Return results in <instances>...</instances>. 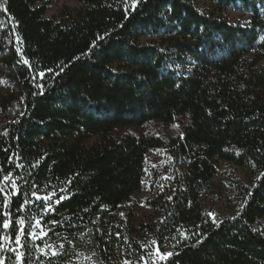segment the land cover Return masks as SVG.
Wrapping results in <instances>:
<instances>
[{
    "label": "trees",
    "instance_id": "1",
    "mask_svg": "<svg viewBox=\"0 0 264 264\" xmlns=\"http://www.w3.org/2000/svg\"><path fill=\"white\" fill-rule=\"evenodd\" d=\"M75 1L82 10L58 20L45 18L48 0L1 8L18 46L0 44V80L21 104L0 105V182L15 185L0 193V260L16 264L4 245L18 234L21 264L141 255L118 212L144 189L154 215L137 233L172 253L153 264H264V0ZM149 151L165 163L146 166ZM218 162L254 172L248 184L231 177L224 217ZM37 221L59 248L50 260L30 238Z\"/></svg>",
    "mask_w": 264,
    "mask_h": 264
},
{
    "label": "rangeland",
    "instance_id": "2",
    "mask_svg": "<svg viewBox=\"0 0 264 264\" xmlns=\"http://www.w3.org/2000/svg\"><path fill=\"white\" fill-rule=\"evenodd\" d=\"M49 6L47 13L45 15L46 19L49 20H58L61 15H70L74 17L80 10H82L83 6L81 3L75 1V0H48ZM198 8L205 9L202 4H197ZM2 9L0 8V44L8 45L12 43L14 46H18V40L13 34V26L10 22L7 20H4L2 18ZM226 16L229 20V22L233 25H239L241 27H247L249 16L237 12L234 10H229L226 13ZM6 33L9 35L7 36ZM151 40L149 38L140 37L139 43L145 44L150 42ZM5 104L8 109L12 107V109L16 108L18 109V106L21 104L20 96L18 95L17 91L4 80H0V105ZM11 106V107H10ZM5 119L4 115L0 111V121H3ZM160 162L161 164L165 163L163 162V158L161 155L154 153L152 151H149L146 155V166L154 165V163ZM164 170V178H169L168 176V169L166 165H163ZM236 176L237 179H239L242 183L248 184L252 178L254 177V172L251 169L247 168H236L233 166H229L223 162H218L216 166V176L214 178V187H213V193L218 197L217 203L214 205L215 213L214 215L218 217H224L229 216L233 212V207L231 204L232 196L235 194L234 190L232 189V182L231 177ZM147 178H145V181ZM148 181V180H147ZM12 182L8 179L2 180L0 182V188L5 189V193H8ZM5 193H1L2 195H5ZM37 197V196H36ZM40 197H49V196H40ZM148 198V194L146 190H142L141 192L135 194L123 207L121 211L118 212V218L124 219L123 212L128 214V219L130 220V227L133 231V234H131L132 238L135 239L137 244L140 247V250L142 251L141 255H130L127 256L126 253H121L120 251L117 252L114 260L111 262V264H153L160 260L159 256L156 254V250L158 245L155 243L154 240L151 238H144L142 237L141 233L137 230L139 228V225L143 221H149L151 217L154 215L153 212L144 205V200ZM207 197L202 198V204L204 209H206V200ZM48 203V201L44 200ZM53 200L51 199V203ZM37 222H34L32 225L31 233H36L37 235L34 237L30 233V238L33 241H39L41 244H44V246L39 250V254L43 256L42 258L44 260H50L53 256L59 254V248L47 241L45 238L46 235H43V233H47V230L43 227H37ZM16 237L20 238V243L18 244L16 242ZM14 239L6 240L4 249L7 251V254L9 257L15 259L16 264H21V260L17 259V252L22 253L21 251V243H22V236L21 234H18ZM43 250V251H41ZM159 251L161 254L163 253H169V251H162L161 248H159ZM71 262L74 264H98L97 258L94 257V253L92 250H87L80 255H75L71 257ZM4 264V261H3Z\"/></svg>",
    "mask_w": 264,
    "mask_h": 264
},
{
    "label": "snow or ice",
    "instance_id": "3",
    "mask_svg": "<svg viewBox=\"0 0 264 264\" xmlns=\"http://www.w3.org/2000/svg\"><path fill=\"white\" fill-rule=\"evenodd\" d=\"M4 3H6V0H3V2H0V8H2V7L4 6ZM135 4H136V0H133V4H132V6L135 7ZM24 63L27 64L28 61H27V60H24ZM40 75L43 76V73H40ZM8 179H9V177L6 175V176L4 177V180L7 181ZM13 189L15 190V185H14V184H13ZM0 193H5V189H4V188H0ZM11 194H13V193H5L6 196L11 195ZM33 195H35V193H33ZM53 195H54V194H53ZM36 198H37V200H42V199H43V200L48 201V203L45 205V209H46V211H54V210H55V209L53 208L52 203H51V197H50V196H49V197H40V196H37ZM63 199H65V197H60L59 199L56 200V203H57V204L60 203ZM6 203H7V200H5V204H6ZM4 215L7 216V213H4ZM19 223H20V224H23L24 221L21 220ZM2 226H3L4 228H6V229L9 228V226H10V221H8L7 219H5V220L3 221V225H2ZM36 226H37V227H40V222H39V221H37ZM31 235L35 237L37 234L33 232V233H31ZM43 235H47V233H43ZM16 242H17L18 244L20 243V238H19V237H16ZM0 247H2V245H0ZM41 251H43V250H41ZM156 254L159 256V258H160L161 260L166 259L168 256L172 255V253H163V254H161L160 251H159V248H157V250H156ZM22 256H23L22 253L17 252V259H18V260H21V259H22ZM0 264H3V260H0Z\"/></svg>",
    "mask_w": 264,
    "mask_h": 264
}]
</instances>
